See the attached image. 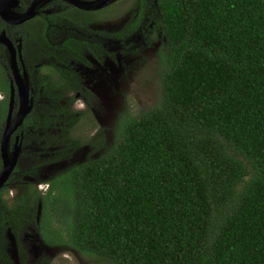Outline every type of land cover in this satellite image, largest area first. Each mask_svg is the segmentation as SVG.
Instances as JSON below:
<instances>
[{"label": "trees", "instance_id": "16d2710c", "mask_svg": "<svg viewBox=\"0 0 264 264\" xmlns=\"http://www.w3.org/2000/svg\"><path fill=\"white\" fill-rule=\"evenodd\" d=\"M154 1L158 102L49 180L54 233L112 264H264V0Z\"/></svg>", "mask_w": 264, "mask_h": 264}, {"label": "flooded vegetation", "instance_id": "af4514ba", "mask_svg": "<svg viewBox=\"0 0 264 264\" xmlns=\"http://www.w3.org/2000/svg\"><path fill=\"white\" fill-rule=\"evenodd\" d=\"M1 1L0 172L1 150L9 157L18 146V154L0 186V264H68L66 236L54 233L61 223L48 182L100 156L101 134L112 144L118 51L132 38L145 44L153 27L146 23L150 7L158 15L155 1L104 0L89 9L72 2L97 0ZM118 4L125 9L118 11ZM118 18H124L119 28ZM160 47L154 44L155 66ZM123 60L131 72L132 59ZM106 101L112 104L108 114ZM23 149L31 173L17 177Z\"/></svg>", "mask_w": 264, "mask_h": 264}, {"label": "rangeland", "instance_id": "374dc122", "mask_svg": "<svg viewBox=\"0 0 264 264\" xmlns=\"http://www.w3.org/2000/svg\"><path fill=\"white\" fill-rule=\"evenodd\" d=\"M147 1L151 3L153 0ZM122 9H125L124 6L122 4H118V11ZM150 10V19L146 23L152 24L153 27L149 28L151 32L147 33L148 36L143 38L145 44L142 45L140 40L132 38L133 41H131L129 45H134V42H136L137 44L136 47H134V50H127V46H129L127 44L125 46L126 49L123 48L118 51V60L116 64L117 99L115 102V114L117 118L118 116L124 114H128L131 117H136L158 102L159 78L155 70V53L153 52L154 44H163V36L161 35L160 27L158 24V15L153 17L154 10L151 7ZM123 19L118 18V28L123 22ZM158 35L160 37H158ZM120 55H122L123 59H132V63L130 64L132 67L131 72L127 69V65H129V63L123 59H120ZM102 105L105 107V113L108 114V109L109 111L111 110L112 104L109 101H106L103 102ZM105 140V136L101 134L100 146L102 151L100 152V154H102L111 143V140ZM25 159L26 154L23 149L17 162L18 171L16 173H13L17 177H19L20 175L30 176L28 174H30L31 172L30 170L26 169V163H24ZM61 169L62 168L60 167L57 168V170ZM54 171H56V169ZM38 173L40 174V170ZM42 173H44V171H42ZM246 178L247 176L244 177V179ZM66 258L68 260V264H112L107 259L91 255H81L74 250H68Z\"/></svg>", "mask_w": 264, "mask_h": 264}, {"label": "water", "instance_id": "95a60500", "mask_svg": "<svg viewBox=\"0 0 264 264\" xmlns=\"http://www.w3.org/2000/svg\"><path fill=\"white\" fill-rule=\"evenodd\" d=\"M72 1V0H71ZM104 0H97L96 2H91L90 4H79L77 2H72L74 5L80 7V8H96L99 7L101 5V3H103ZM5 8V6L2 7V1L0 0V14L2 13V10ZM25 16H23L24 18ZM26 111V110H24ZM24 114V113H23ZM17 154H18V146L14 148V150H12L11 154L9 157H7L3 151L1 150V157H2V170L0 172V186L4 183V181L6 180L7 176L9 175V173L11 172L15 162H16V158H17Z\"/></svg>", "mask_w": 264, "mask_h": 264}]
</instances>
